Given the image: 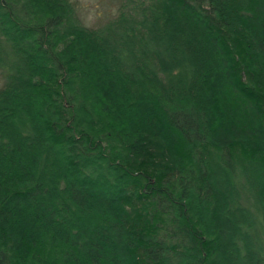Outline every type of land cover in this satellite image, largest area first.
Segmentation results:
<instances>
[{
	"label": "trees",
	"instance_id": "obj_1",
	"mask_svg": "<svg viewBox=\"0 0 264 264\" xmlns=\"http://www.w3.org/2000/svg\"><path fill=\"white\" fill-rule=\"evenodd\" d=\"M0 264H264V0H0Z\"/></svg>",
	"mask_w": 264,
	"mask_h": 264
},
{
	"label": "rangeland",
	"instance_id": "obj_2",
	"mask_svg": "<svg viewBox=\"0 0 264 264\" xmlns=\"http://www.w3.org/2000/svg\"><path fill=\"white\" fill-rule=\"evenodd\" d=\"M78 16L86 26H93L106 17L113 16L118 0H71Z\"/></svg>",
	"mask_w": 264,
	"mask_h": 264
}]
</instances>
